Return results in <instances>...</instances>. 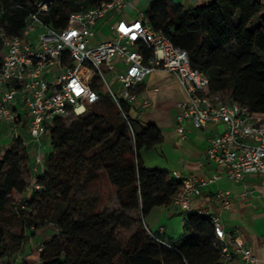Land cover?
Segmentation results:
<instances>
[{
	"label": "trees",
	"instance_id": "16d2710c",
	"mask_svg": "<svg viewBox=\"0 0 264 264\" xmlns=\"http://www.w3.org/2000/svg\"><path fill=\"white\" fill-rule=\"evenodd\" d=\"M1 1L0 22L6 31L0 32V61L4 37H21L28 14L36 10L33 0ZM106 1L53 0L43 20L61 29L70 13ZM144 14L154 30L188 53L193 68L208 76L210 92L264 114V5L257 0H212L185 8L171 0H151ZM100 101L102 108L96 103L82 115L69 112L54 120L44 170L35 177L41 190L22 197L13 209L11 195L22 196L29 186L21 179L29 161L27 149L16 140V150L7 149L0 158L2 249L8 227H19L14 251L23 252L34 230L51 226L54 235L41 244V264H219L220 246L208 215L186 212V236L177 241L148 233L144 220L154 209L172 205L181 191L170 173L146 168L140 157L141 151L162 142V132L131 117L129 127L109 98ZM122 110L128 115L127 105ZM104 178L114 189L119 210L104 208L110 196L101 189ZM81 192L85 195L78 199ZM55 208L58 215L49 219ZM131 210H140V217L128 215ZM122 231L128 236L122 238Z\"/></svg>",
	"mask_w": 264,
	"mask_h": 264
},
{
	"label": "built area",
	"instance_id": "2783aa9c",
	"mask_svg": "<svg viewBox=\"0 0 264 264\" xmlns=\"http://www.w3.org/2000/svg\"><path fill=\"white\" fill-rule=\"evenodd\" d=\"M257 1L264 5V0ZM51 4L35 6L33 0L36 10L28 14L22 36L4 37L0 61V126L9 127L12 137L23 146L35 144V177L43 173L41 142L44 137L49 139L56 118L69 112L76 116L84 114L89 105L102 98L96 89L103 85L106 97L130 127V115L123 112L122 105H127L129 112L136 107L150 109V100L140 98L138 89L149 76L166 72L174 76L183 94L175 118L178 135L185 137L188 124L196 130L219 126L205 141V157L215 172L208 178L172 172L181 186L172 205L210 217L220 246L219 264H231L234 257H240L245 264L255 263L242 237L226 231L219 215L194 210L190 202L222 178L239 183L246 176L255 175L264 185V114L251 112L227 95L210 92L208 76L191 66L185 50L174 47L154 30L145 14L124 18L126 0H108L72 12L61 29L50 28L43 20ZM100 26L106 27L110 36L96 41ZM113 83L117 84L116 89L112 88ZM24 125L25 137L21 135ZM28 188L30 192L41 190L35 180ZM248 193L245 191L242 196ZM216 196L227 209L228 193L218 191ZM261 199L264 203V192ZM42 249V245L37 247L32 262L16 264H41L38 256Z\"/></svg>",
	"mask_w": 264,
	"mask_h": 264
},
{
	"label": "crops",
	"instance_id": "0c3cea01",
	"mask_svg": "<svg viewBox=\"0 0 264 264\" xmlns=\"http://www.w3.org/2000/svg\"><path fill=\"white\" fill-rule=\"evenodd\" d=\"M171 1L185 8H195L206 6L212 0ZM140 3L141 0H126V11L123 14L126 20L145 13L147 9L143 11L142 9H137ZM109 36L110 33L106 27L100 26L97 29L96 41H103L108 39ZM156 88L158 89L157 92L154 91ZM138 93L140 98L150 100L151 108L139 110L136 107L130 110V117L136 119L143 126L148 124L156 125L161 130L163 137L162 142L153 149L140 152L143 165L146 168L165 170L170 174L172 172H180L184 175H195L203 178L210 177L215 172V169L206 160L205 141L207 136L217 131L216 128H219V126H209L206 129L196 130L188 124L186 126L185 137L181 138L178 135L175 118L179 111L177 103L183 98V94L174 76L166 72H158L146 78L144 83L140 85ZM6 129L8 131L7 136L9 137V141H7L10 142L12 141V134H9V127L0 126L1 132ZM21 135L23 137L26 135L25 125L21 129ZM45 143L46 145L48 144V139ZM3 154L4 151L0 153V158ZM47 154L44 153L43 157L45 158ZM29 162L31 163L28 164L30 175L28 185L35 180V168L33 162ZM28 187L23 193V197L30 195ZM218 191L228 193L230 203L227 209L223 208L221 200L217 198L216 193ZM245 191L249 193L244 197L242 194ZM263 192L264 185L258 176L248 175L239 183H231L222 178L215 184L204 188L199 196L191 200L190 206L194 210H205L211 215H219L226 231L238 233L242 237L246 251L256 259L253 264H264V252L262 251L264 243V203L261 199ZM158 210L160 220L156 223L150 222L151 228L166 239L174 240L175 236L183 239L186 236L182 228L187 211L176 208L173 205L160 207ZM31 228L33 227L31 226ZM34 232L36 237H41L42 243L54 235L52 228L34 230ZM29 244H33V240H29L27 245ZM41 244L34 246V249L36 247V253L19 256L20 259H14V264L18 263L17 261H23V263L32 262L36 258L37 247ZM0 264H3L2 259L0 260ZM231 264L245 263L240 257H234Z\"/></svg>",
	"mask_w": 264,
	"mask_h": 264
},
{
	"label": "rangeland",
	"instance_id": "374dc122",
	"mask_svg": "<svg viewBox=\"0 0 264 264\" xmlns=\"http://www.w3.org/2000/svg\"><path fill=\"white\" fill-rule=\"evenodd\" d=\"M1 1V0H0ZM2 1H5L6 3H10L12 0H2ZM1 1V2H2ZM79 1H82V0H77V2ZM139 1V0H137ZM28 4H31V2H28ZM139 8L137 9H142L143 10H146L148 8V0H141V3L138 5ZM126 10H124L125 12ZM139 11V10H138ZM5 23H2L0 22V32H5ZM118 86L116 83H113L112 84V88L113 89H116ZM97 93L99 94L100 97L102 98H106V95H107V91L103 88V85H98L97 87ZM99 102V101H98ZM97 102L96 106L102 108V101H100L99 103ZM9 134L11 135V132L9 131ZM8 135V131L7 129L6 130H2V132L0 131V153L5 151L8 149V150H16V145H17V142H16V139H14L12 137V141L8 142L9 141V137L7 136ZM8 140V141H7ZM45 141H47V137H44L41 144H42V155L44 153H48V148H47V145L45 143ZM7 142V143H6ZM9 143V144H8ZM8 145V146H7ZM35 144L34 143H29L26 147L27 149V154H28V157H29V161H32L33 162V158H34V152H35ZM4 155V154H3ZM3 155L1 157H3ZM31 162H27L25 166L22 167V171H21V179L25 182V183H29V180H30V175H29V167H28V164H30ZM31 167V166H30ZM100 186H101V189H105L107 191L110 192V196L108 198L105 199L104 201V208L109 210V211H113V210H119V204L117 202V199H116V196H115V193H114V189L112 187H110L108 184H107V181L104 179H102V181L100 182ZM26 191V190H25ZM85 195V192H81V193H78L77 194V198L78 199H81V197ZM22 197H23V194L22 196L21 195H18L16 193L12 194L11 195V202H10V208L11 209L13 206H17L21 201H22ZM13 209V208H12ZM54 211V212H53ZM53 213H50L49 214V219H52L54 220L56 215H58V212H56V208L55 210L53 209ZM158 208H156L154 210V212H152L151 215H149L145 220V224L148 228V231L150 233H153V234H156V235H161L159 234L157 231L155 232V230H153L151 228V225H150V222H153V223H156L160 220V216H159V212H158ZM127 214L130 215V216H133V217H136V218H139L140 217V210H131V211H127ZM178 219H180V217H178ZM31 226H35L34 223H31L29 225V227ZM51 226H48V229L50 228ZM29 230V229H28ZM20 233V229L19 227H8L7 228V234L6 236L3 237L2 239V243L3 245H5V248L4 250L2 249V247L0 246V252L3 253V257H2V262L3 264H14L15 261L14 259H17L19 258V256H23V255H31L32 253H36V247L34 249V246L36 245H39L42 243V239L41 237H36L34 236L32 238L33 240V244H29V245H26L25 249L23 252H15L14 249H15V243H14V239L13 237H15L16 235H19ZM129 234V232L127 231H122L121 232V237L122 238H125L127 237ZM163 236V235H162ZM161 236V237H162ZM165 238V237H164ZM166 239V238H165ZM179 237L178 236H175L174 237V240H178ZM32 245V247H31ZM20 254V255H18ZM37 256V255H35ZM20 259V258H19ZM13 260V261H12ZM12 261V262H11ZM18 263H23V261H17Z\"/></svg>",
	"mask_w": 264,
	"mask_h": 264
},
{
	"label": "water",
	"instance_id": "95a60500",
	"mask_svg": "<svg viewBox=\"0 0 264 264\" xmlns=\"http://www.w3.org/2000/svg\"><path fill=\"white\" fill-rule=\"evenodd\" d=\"M52 2L53 0H34V5L35 6L45 5L46 7H48Z\"/></svg>",
	"mask_w": 264,
	"mask_h": 264
}]
</instances>
